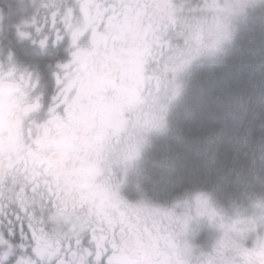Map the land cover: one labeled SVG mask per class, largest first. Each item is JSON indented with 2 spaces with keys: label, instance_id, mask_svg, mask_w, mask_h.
Instances as JSON below:
<instances>
[{
  "label": "clouds",
  "instance_id": "clouds-1",
  "mask_svg": "<svg viewBox=\"0 0 264 264\" xmlns=\"http://www.w3.org/2000/svg\"><path fill=\"white\" fill-rule=\"evenodd\" d=\"M30 2L40 21L51 0ZM261 4L264 0H157L156 11L172 26L171 47L165 42L162 52L150 46L145 51L123 33L106 34L87 49L84 95L73 122L63 127L28 120L37 81L29 86L19 70L24 67L17 65L9 75L7 61L0 63V234L10 236L11 226L15 236L24 232L26 243L34 235L46 262L62 241L92 224L115 227L111 194L118 190L130 204H142L143 221L164 214L168 228L160 234L147 227L130 230L116 264H264V192L245 191L227 206L204 186L165 202L147 194L132 201L121 193L129 173L143 178L153 132L183 135L170 117L193 78L192 64L225 56L240 25ZM33 16L24 19L26 27H32ZM49 34L51 29L45 38ZM142 56L152 58L148 72L140 71ZM218 161V151L205 157L210 170ZM162 166L173 172L178 163L165 157ZM204 219L218 232L209 249L190 238L193 223Z\"/></svg>",
  "mask_w": 264,
  "mask_h": 264
},
{
  "label": "snow or ice",
  "instance_id": "snow-or-ice-1",
  "mask_svg": "<svg viewBox=\"0 0 264 264\" xmlns=\"http://www.w3.org/2000/svg\"><path fill=\"white\" fill-rule=\"evenodd\" d=\"M156 3L157 0H51L43 6L47 11L40 21L33 16L31 28L26 27L29 25L27 20L17 24V35L21 40L30 39L33 44L39 45V49L47 50L53 39L56 43L67 39L71 53L70 59L57 64L56 91L50 99L45 97L38 72L19 69L23 73L22 79L27 80L29 86L33 79L37 81L36 91L32 93L36 100L35 110L29 113L28 120L37 125L52 124L57 127L73 122L80 108L85 76L89 70L86 66L87 49L99 43L106 34L123 33L129 44L145 51L150 46L162 52L165 42L171 47L169 33L172 26L156 11ZM49 29L51 34L45 38ZM176 39H179L178 33ZM151 62V57L142 56L140 71L148 72ZM7 64L8 74H14L17 63L11 53L8 54ZM3 74L4 65L0 64V79ZM41 111L45 113L42 118L38 115ZM111 199L115 206L113 215L117 219L115 227L109 228L102 222L92 224L82 233L62 241L60 248L50 254L46 262L40 259L37 237L29 235L26 243L21 231L20 241L14 242L15 229L10 226V236L0 234V264H116L119 249L130 239V230L147 227L157 234L167 230L168 221L164 214H154L151 221L145 222L140 215L142 204H130L118 190L112 192ZM60 255L65 259L61 260ZM69 255L72 260H68Z\"/></svg>",
  "mask_w": 264,
  "mask_h": 264
},
{
  "label": "trees",
  "instance_id": "trees-1",
  "mask_svg": "<svg viewBox=\"0 0 264 264\" xmlns=\"http://www.w3.org/2000/svg\"><path fill=\"white\" fill-rule=\"evenodd\" d=\"M0 7L5 9L6 22L13 21L14 24L24 19H31L36 12L30 0H0ZM246 24L240 25L236 40L225 56L206 62V65H200L199 68L196 66L190 84L191 88L181 97L171 113L170 118L174 124L183 130L181 137L189 138L192 146L197 144L200 147L203 160L207 150H210L211 145L215 143L216 136H220L225 130L230 132L225 136L229 139L237 134L239 127L248 130L247 133L256 130L258 134L257 130L264 126V9L255 7ZM10 34L14 36L13 31ZM6 43L8 49L16 51L20 59L26 55L35 56L31 53L28 40L21 41L17 35L8 38ZM50 50H54V47ZM49 51L46 55L39 53V57L48 58V61L50 59L56 64L60 59L59 56L63 54L58 55L57 51L50 53ZM28 52L30 54H26ZM40 65L43 66L44 61H41ZM172 132L168 131L167 134H172ZM173 136L164 137V142L160 144L162 152L159 155L176 160L178 171L165 172L162 178L153 176L156 178L154 185L146 175L142 190L148 195L164 192L172 186H176L177 189L181 188L184 193L190 189L188 185L191 181L199 179L195 177L198 173L187 172L190 162L196 163V150L189 148L188 152L187 148H184L188 146V140L184 143L177 139L180 137L177 133ZM223 149L225 160L232 162L233 148L226 143ZM155 157L158 159V153ZM183 157L188 163L186 172L181 170L179 165ZM199 163L201 161L198 162L197 167L201 168V172H206ZM228 165L231 164H227V167ZM154 169L153 164L146 173L154 175L155 173L152 172ZM182 175L185 179L181 181ZM201 180L208 182L207 184L210 182V179ZM156 184L161 185V188H157Z\"/></svg>",
  "mask_w": 264,
  "mask_h": 264
},
{
  "label": "rangeland",
  "instance_id": "rangeland-1",
  "mask_svg": "<svg viewBox=\"0 0 264 264\" xmlns=\"http://www.w3.org/2000/svg\"><path fill=\"white\" fill-rule=\"evenodd\" d=\"M255 7H257L258 9L262 7V9H264V4L257 5ZM248 20L245 23H243V25L246 24ZM65 40L68 41L67 39ZM215 60L217 59L213 60L204 57L203 59L198 61L197 66L199 68L200 65H206L205 64L206 62L215 61ZM57 71L58 68L56 66L55 72ZM52 75L56 76V73H52ZM54 84H56V77ZM190 84L191 81L189 83L186 92H188L189 89L191 88ZM225 131L220 136H216L215 143L211 145L210 150H207L208 152L206 153V155H211L212 152L214 151H218L219 153V161L217 162V164L211 167V170L209 169V166L205 163V158L204 160L202 159V155L200 154L201 150L197 144L195 146H192L189 143L190 139L188 137H187L188 139H183L180 136L177 139L179 141L181 140V142L184 143L187 142L188 140L189 144L188 146H184V148H187L188 152L190 151V149L196 150V154H197L196 163L195 162L191 163L189 161L190 166L187 172L189 171V172H196V174L198 173L195 177L199 179L195 181L193 180L190 183L188 182L189 183L188 186L190 187L189 190H192L199 186H204L208 188V190L214 192V194L220 199L221 203L227 206V204L232 199L239 198L241 194L244 193L245 191H256L258 193L264 192V160H262V158H264V126L263 127L261 126L257 130L258 134H256L255 132L256 130L254 132L247 133L248 130L239 127L238 132L236 131L237 134H235L233 138H229V139H227L225 136H227V134H229L230 132L228 130ZM175 133L177 132L175 131L174 134ZM172 134H167V132H164L163 134L160 133L159 135H156V137L152 136L153 143L147 149V159L143 164V168H144L143 178L138 179V177L134 172L129 173L128 179L124 183V185L126 186V189L133 194L135 200L139 199L142 195L146 194V192L142 190V188H144L143 182L146 178V175L149 176V178L152 180L154 185L156 183V178L153 176H160L162 178L165 172H169L162 166L164 155H159V153L162 152L160 150V144L164 142V137L173 136L174 134L173 135ZM226 143L234 150L232 154L233 157L232 162L231 161L227 162V160H225L226 156L223 148L226 145ZM157 153H158V159H156L155 157V154L157 155ZM188 157L190 158L191 156ZM181 160L182 162L179 164L180 169L185 171L188 167V163L187 161L185 162L184 157L181 158ZM200 161L201 163L199 164L202 166V168L205 169L206 172H201V168L197 167V164ZM153 164L155 169L152 172H154L155 174L151 175V173L150 174L146 173L148 172L147 169ZM227 164H231V165L230 166L228 165L227 167ZM232 169H234V171H232L231 175H228L229 170ZM177 171L178 170L176 169L173 172H177ZM184 179L185 177L182 175L181 181ZM201 179H205V180L210 179V182L209 184H207L208 182L206 183V181H202ZM156 185L157 188H161L160 187L161 185L159 184ZM180 194H183L181 188L177 189L176 186H172L169 189H165L164 192L151 193V195L147 194V196L153 198L154 200L165 202L174 199V196ZM217 236H218V232L206 219L201 220L198 223H193L192 225V232L190 234V238L194 241L195 244L205 249H209L212 246ZM253 239H254V235L250 236L247 243L250 245Z\"/></svg>",
  "mask_w": 264,
  "mask_h": 264
},
{
  "label": "flooded vegetation",
  "instance_id": "flooded-vegetation-1",
  "mask_svg": "<svg viewBox=\"0 0 264 264\" xmlns=\"http://www.w3.org/2000/svg\"><path fill=\"white\" fill-rule=\"evenodd\" d=\"M17 24H19V23H17ZM17 24H14L13 21L12 22H10V21L6 22L5 9L3 10V7H0V63H6L9 52L14 53L15 60H16V63L18 66L27 68L29 70L36 71L40 74L41 84H42V88H43L45 97H46V99H50L51 96L56 91V84H54L56 76L52 75V73H56L55 68H56L58 63L66 62L68 59L71 58V53L69 50V41L63 40V41H60V42L55 43V44L50 43L47 50H43L40 52L39 45L33 44V42L30 39H28V42L31 43V44H29L31 46V50L33 51V52L31 51V53L32 54L34 53L35 56L30 57L29 55H26L23 59H20V58H17V52L16 51H13L12 49H10V50L8 49L9 47H8V44L6 43V40L8 38L14 37L17 35V27H16ZM11 31H13L14 36H12V34H10ZM33 31H34V28H33ZM17 38L19 40H21L18 37V35H17ZM21 41H25V40H21ZM25 45H27V44H25ZM51 47H54V50H50ZM48 51H49V53L53 52V51L54 52L57 51L58 55H60V54H63V55L59 56L60 59L56 64L52 63L50 59L48 61V58H40L39 57V53H41L42 55H46V53ZM26 54H30V52H28ZM203 58L204 57L199 58L198 60H196L192 64V68H191L192 73L195 71V68L197 66L198 61H200ZM41 61L42 62L44 61V65H43L44 67L40 65ZM44 114H45L44 111H41L38 115H39V117L42 118L44 116ZM160 133L162 134L163 132H153L151 135L156 137V135H159ZM121 193H122V195L127 197L129 200L135 201L133 194L129 190L126 189V186L124 184L121 186ZM12 239L14 240V242L18 243L20 241V235L17 234Z\"/></svg>",
  "mask_w": 264,
  "mask_h": 264
}]
</instances>
